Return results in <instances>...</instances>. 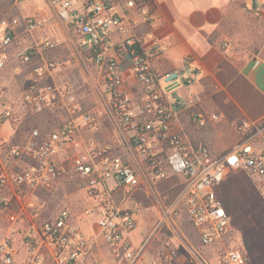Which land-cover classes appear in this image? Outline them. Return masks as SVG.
<instances>
[{"label": "built area", "instance_id": "obj_1", "mask_svg": "<svg viewBox=\"0 0 264 264\" xmlns=\"http://www.w3.org/2000/svg\"><path fill=\"white\" fill-rule=\"evenodd\" d=\"M50 2L86 45L100 69L113 117L129 133V144L142 161L149 180L163 181L169 173L181 176L185 189L178 202L202 245L211 246L227 237L232 230L231 221L218 189L229 170H242L254 178L264 203V147H257L264 141V127L259 128L258 121L251 120L233 123V130L246 138L218 158H213L205 147L190 146L185 136L174 130V122L195 106L176 91L166 92L163 84L191 86L200 80V72L192 55L171 72L159 75L154 70L153 61L160 59L165 49L149 32L137 31L143 24L154 23L146 0ZM120 6L124 11L118 10ZM38 25L32 18L23 20L27 34ZM18 29L16 19L9 21L0 16V73L7 68ZM54 46L46 40L18 52L16 57L22 63H31ZM60 67L54 60H43L33 67L24 95L31 111L60 108L67 91L48 82ZM125 69L145 88L143 104H136L126 90ZM3 98L0 94V124L9 123L13 117ZM70 111L76 114L78 108ZM221 121L217 113L197 111L192 115L193 124L199 128ZM97 130V114L87 112L66 120L51 132L32 129L17 141L0 138V264H110L109 260L112 264H176L177 250L170 244L148 257L149 241L139 246L133 243L131 235L137 229V219L118 207L111 193L116 189L137 191L143 179L133 165L113 153L109 144L85 142L82 132ZM158 146L166 152V164L159 156ZM64 155L67 159L62 160ZM69 160L85 183L89 206L81 214L65 207L54 216H43L45 204L37 202L38 194L54 191L64 173V163ZM93 217L95 221L91 220ZM244 262L240 252L229 251L223 264Z\"/></svg>", "mask_w": 264, "mask_h": 264}, {"label": "rangeland", "instance_id": "obj_2", "mask_svg": "<svg viewBox=\"0 0 264 264\" xmlns=\"http://www.w3.org/2000/svg\"><path fill=\"white\" fill-rule=\"evenodd\" d=\"M0 16L9 21L16 19L19 23L17 38L9 50L7 68L0 73V94L4 97L5 106L10 107L13 112L12 119L7 123L10 128L3 126V131L7 133L8 129L20 130L17 137L21 139L32 129H39L43 133L51 132L70 118L95 112L98 116V130L83 131L84 140L86 143L104 141L99 135L113 114L103 75L93 63L83 41L75 35L70 25L59 17L57 8L50 0H24L20 3L15 0H0ZM28 17L39 23L38 28L31 34H27L23 26L24 18ZM46 40H51L55 46L42 56L34 58L31 63H22L16 57L18 52L28 50ZM43 60L60 63V69L53 73L48 82H55L62 90H66L67 94L61 99L63 103L60 108L34 112L26 106L24 95L31 81L33 67L41 64ZM262 72V62L251 63L249 75L252 78L258 77ZM163 85L168 93L178 86L177 83ZM196 100L198 103L191 109L190 115L197 111L217 113L224 120L203 128L191 124L188 127L194 131L196 137L193 147L207 148L213 158L232 151L246 138L245 135H239L232 130L229 123L251 120L258 121L259 128L264 127V118L254 120L247 115L254 112V109L263 107L264 102L253 105L255 99L251 91L240 88L237 83L207 80L204 82L203 91L199 93V99ZM74 107L78 108L76 114L70 111ZM1 110L0 107V112ZM14 135L15 133L12 138ZM257 147L262 149L264 141L259 142ZM159 148L161 151L163 146ZM162 153L164 156L166 152ZM62 157V160L67 159L65 155ZM163 162L166 164L165 159ZM63 167L64 173L54 191L38 194L37 202L45 204L43 216H54L65 207L81 214L89 206L85 183L75 173L72 161H66ZM169 176L182 179L175 174ZM109 185H113V182L109 181ZM154 185L152 183V186ZM257 186V181L245 171L229 170L218 193L228 211L232 230L227 237L211 246L202 245L183 205L178 202L182 191L175 192L164 187L157 191L156 186L151 189L143 183L137 191L131 193L118 189L113 201L118 207L136 217L138 226L133 242L136 245L140 243L141 239H136L138 234L142 243L149 241L146 254L148 250L154 254L158 253L164 245L170 244L177 250L176 264H223L229 251L240 252L244 256L245 264H264V203ZM91 220L95 221L96 218ZM109 262L112 264L111 260Z\"/></svg>", "mask_w": 264, "mask_h": 264}, {"label": "crops", "instance_id": "obj_3", "mask_svg": "<svg viewBox=\"0 0 264 264\" xmlns=\"http://www.w3.org/2000/svg\"><path fill=\"white\" fill-rule=\"evenodd\" d=\"M82 1L84 0H78V4ZM146 3L154 17V23L151 26L143 24L137 31L139 34L149 32L165 49L162 57L153 61L154 70L159 75L171 72L182 65L186 56L192 55L201 75L200 80L191 86L173 82L178 84L173 91L189 99L191 105L195 106L199 93L204 89V82L222 80L237 83L240 88L251 91L255 99L253 105L264 102V72L256 78L249 75L252 62L260 61L264 64V0H146ZM118 10L124 11L121 6ZM123 74L125 88L131 98L136 104H143L145 88L134 79L129 70L125 69ZM192 108L175 120L174 130L182 133L193 147L196 137L194 131L188 129L190 124L194 125L192 115L189 114ZM247 115L254 120L264 118V106ZM223 121L222 119L221 122ZM229 125L232 128V124ZM0 126V138H12L15 130L8 129L6 133L3 126L10 128L9 124ZM99 136L104 141L98 142L112 146L113 153L133 165L139 171L143 183L151 189L156 186L157 191L163 187L175 192L184 191L185 181L181 176L182 179L169 176L167 181H160L162 184L149 180L142 161L136 157L129 144V133L121 129L114 117L103 126ZM162 152L159 148V156L166 163V153L163 156ZM152 183L155 185L152 186ZM159 184L161 187L157 186ZM110 187L113 188V185ZM117 190L111 193L113 197ZM136 230L131 235L132 241L135 240ZM136 239H141L142 243L139 234ZM155 254L148 250L147 256Z\"/></svg>", "mask_w": 264, "mask_h": 264}, {"label": "trees", "instance_id": "obj_4", "mask_svg": "<svg viewBox=\"0 0 264 264\" xmlns=\"http://www.w3.org/2000/svg\"><path fill=\"white\" fill-rule=\"evenodd\" d=\"M19 133H20V130H15V135H14V138H13L15 141L20 139V138L17 137V135H19Z\"/></svg>", "mask_w": 264, "mask_h": 264}]
</instances>
